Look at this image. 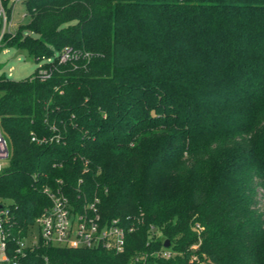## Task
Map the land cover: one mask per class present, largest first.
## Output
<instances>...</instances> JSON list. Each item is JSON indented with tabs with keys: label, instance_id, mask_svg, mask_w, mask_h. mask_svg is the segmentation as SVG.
Here are the masks:
<instances>
[{
	"label": "trees",
	"instance_id": "1",
	"mask_svg": "<svg viewBox=\"0 0 264 264\" xmlns=\"http://www.w3.org/2000/svg\"><path fill=\"white\" fill-rule=\"evenodd\" d=\"M25 3L0 52L55 67L0 74L13 233L59 181L77 209L97 198L103 222L135 226L122 253L40 244L25 264H264V0ZM65 47L90 58L60 63Z\"/></svg>",
	"mask_w": 264,
	"mask_h": 264
},
{
	"label": "built area",
	"instance_id": "2",
	"mask_svg": "<svg viewBox=\"0 0 264 264\" xmlns=\"http://www.w3.org/2000/svg\"><path fill=\"white\" fill-rule=\"evenodd\" d=\"M26 1L28 0H12L13 4ZM5 2L6 0H0V47L5 35L15 34L12 30L14 25L7 7L8 3ZM56 56L60 63L73 64L80 58L86 60L90 58L88 53H82L72 47H65ZM46 62L53 63L54 59H48ZM54 67V65L48 68L44 65L40 66L38 72L40 78L50 79ZM52 131L57 132L56 128H52ZM56 138H58L57 134L51 140H56ZM32 141L40 142V139L33 136ZM9 155L8 142L0 124V173L6 166L5 162L8 163ZM45 194L51 202L50 206L45 208L36 219L28 235L22 237L15 236L13 233L15 223L11 216V205L0 199V264H25L29 254L34 252L40 244L49 247L77 248L83 246L116 253L124 252L127 234L133 232L135 226L125 227L121 219L103 222L98 210L99 199L95 198L93 202H85L81 209H77L66 195L60 181L57 187L46 188ZM20 233L22 234L21 230H19ZM161 255L169 259L173 253L164 250ZM44 261L45 264H55L46 257Z\"/></svg>",
	"mask_w": 264,
	"mask_h": 264
},
{
	"label": "rangeland",
	"instance_id": "3",
	"mask_svg": "<svg viewBox=\"0 0 264 264\" xmlns=\"http://www.w3.org/2000/svg\"><path fill=\"white\" fill-rule=\"evenodd\" d=\"M7 7L11 11V21L14 25L12 30L14 32H17L21 26L28 24L30 17L25 2L13 4L12 0H10ZM46 63L45 60L36 62L25 51H18L14 48L4 49L0 52V74H5L9 79L15 81L24 80L32 76L40 66ZM5 165H7L6 162ZM256 197L257 203L255 207L262 214L264 213V190L261 187L258 188ZM35 230L37 231L36 227Z\"/></svg>",
	"mask_w": 264,
	"mask_h": 264
},
{
	"label": "water",
	"instance_id": "4",
	"mask_svg": "<svg viewBox=\"0 0 264 264\" xmlns=\"http://www.w3.org/2000/svg\"><path fill=\"white\" fill-rule=\"evenodd\" d=\"M165 247H166V248L170 247V241H169V240L166 241Z\"/></svg>",
	"mask_w": 264,
	"mask_h": 264
}]
</instances>
